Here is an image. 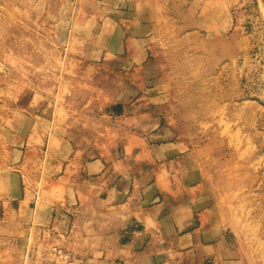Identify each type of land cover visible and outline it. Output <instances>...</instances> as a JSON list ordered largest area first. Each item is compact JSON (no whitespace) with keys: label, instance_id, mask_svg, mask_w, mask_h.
<instances>
[{"label":"rangeland","instance_id":"rangeland-1","mask_svg":"<svg viewBox=\"0 0 264 264\" xmlns=\"http://www.w3.org/2000/svg\"><path fill=\"white\" fill-rule=\"evenodd\" d=\"M117 172L264 255L263 0H0V264H92Z\"/></svg>","mask_w":264,"mask_h":264},{"label":"crops","instance_id":"crops-1","mask_svg":"<svg viewBox=\"0 0 264 264\" xmlns=\"http://www.w3.org/2000/svg\"><path fill=\"white\" fill-rule=\"evenodd\" d=\"M107 169L110 174V163H87L82 187L100 182L96 176ZM117 173L113 182L102 178V192L91 199L102 205L94 215L102 223L87 227L93 235L88 242L92 264H264V255L244 245L228 225H208L205 213L177 200L174 179L180 177L142 184ZM180 185L186 189L184 182Z\"/></svg>","mask_w":264,"mask_h":264}]
</instances>
